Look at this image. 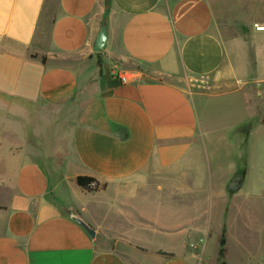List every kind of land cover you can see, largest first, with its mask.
I'll list each match as a JSON object with an SVG mask.
<instances>
[{"label": "crops", "instance_id": "1", "mask_svg": "<svg viewBox=\"0 0 264 264\" xmlns=\"http://www.w3.org/2000/svg\"><path fill=\"white\" fill-rule=\"evenodd\" d=\"M256 25L264 26V0H0V264H210L213 235L218 242L225 230L228 248L235 200L264 216V31ZM104 26L107 45L96 53ZM114 70L140 80L124 84ZM28 127L48 150L13 148L28 141ZM218 139L244 157L228 171L242 176L240 191L200 162ZM255 166L260 195L250 192ZM192 170L209 179L182 180ZM78 176L106 187L86 192L72 185ZM187 195L195 207L205 198L203 217L164 225L161 212ZM153 198L155 211L140 206ZM241 218L247 255L255 233L264 240V221L255 230L251 216ZM154 228L174 245L153 248L134 233ZM109 234L127 236L129 250ZM189 238L205 242L199 252L186 249Z\"/></svg>", "mask_w": 264, "mask_h": 264}, {"label": "rangeland", "instance_id": "2", "mask_svg": "<svg viewBox=\"0 0 264 264\" xmlns=\"http://www.w3.org/2000/svg\"><path fill=\"white\" fill-rule=\"evenodd\" d=\"M41 31L47 32L46 29L41 30ZM45 35H46V33L43 34V36H45ZM0 113H1V111H0ZM0 115H2V114H0ZM3 116H5V115H3ZM50 128L51 127H48L46 123L41 124V127H40L42 134H45V132L50 131ZM27 131H28V133H30L28 141L24 142V141H19V140H13L11 142L14 146L13 148L25 149L27 147H35L36 149L41 150L43 152L49 149V146H47L49 144L48 142L43 141V140L37 141L35 139V137H33V134H32L33 130L30 127L27 128ZM236 131H237L236 127L230 128V132L228 134H229V138H231V140L234 138L233 136L236 135ZM3 142L4 141L2 139V136H0V150L2 149L1 144H3ZM203 143H204V141H203ZM206 144H207V142H206ZM229 144L231 145L232 142L229 141ZM227 146H228V143L225 141V139H224V142H222L220 139H218L217 141H215L213 146L204 147L205 148V149H203L204 150V157L200 161L201 164L205 167V169L207 171H209L210 167H211L213 173H217V171H218L219 178L222 174L221 179H222V181H224V184H229L231 179L236 174L235 172H232V171L228 172V171L230 169H232L233 166L235 167L238 164H242L243 159H244V157L243 158L239 157L238 154L236 157L235 156H229L227 154L228 153L227 150H229V149H227ZM210 148L213 149L216 154L211 155L210 154V151H211ZM4 150L6 151V149H4ZM5 156H6V152H4L3 157L1 158V160H3V162L6 161V158H7ZM255 164L257 165L256 158H255ZM6 166H7V163H5V162L3 164H1L0 165V171L3 170V168H5ZM256 171H257V168L255 166L254 171H253V175L255 176V180H254L253 188L250 189V192H252L253 195L260 193V190L258 188V180H257V172ZM198 176H199L198 172L195 173V170H192V171H189L186 174V176H184V178L182 180H186L187 182L190 183V182H195V181H199V180H208L209 179L207 173H204L202 175V177H198ZM171 180H178V177H176V176L172 177ZM72 185L78 188V186L75 182ZM72 185H70V186H72ZM154 191L156 192L155 189H154ZM170 196H173V193H170ZM239 196H241V193L239 194ZM191 198L192 197H189L187 195L184 198V202L182 204H180L179 206L170 207L169 210L167 208L165 210H163L161 212V214H162V221L161 222H164V225H172L175 222H191V223H193V219L195 216L199 215L200 217H203L202 211L205 210L204 205H205V203H207L204 201L205 198H199L200 203L196 204V207L194 205H192L191 203H189V200ZM244 198L241 196L239 199L234 201V204L235 203L236 204L234 206L232 216H229L227 219V227L230 231V235H229V239H228L229 260L230 261L227 264H264V240H262L260 238L258 232L253 235V237L251 238L250 244L247 243V245L250 247V250L252 252H250L247 255L245 253H243L245 244H244L243 235H242V218H243V217L241 218L242 214L244 213L245 217H247L249 215V216H251V219L252 218L254 219L255 230L257 228H259V224L264 221V216L260 215L257 212V210H253V207H257V206L252 205V204H246L245 202H243ZM154 200H155L154 198H153V201L148 200V201H152V202H149V203L144 202V204H140V206L141 207L144 206L147 211L149 210V212L155 211L156 206L154 204ZM96 212H94V215L97 216ZM210 220L211 221L209 222L210 223L209 225H212L213 227H215L216 230L223 227L221 224V215H215L214 218H211ZM121 224H123L121 227L129 229L130 224L128 222L125 224V222L123 221ZM196 225H197V223H195V227H196ZM198 226L200 227V225H198ZM154 229L148 230V232L147 231H145V232L144 231H134V233H135V235H137L139 241L142 240L144 243L152 246L153 248L158 247V246H159V248H165V247H170V246L174 245L171 240L169 241L168 239H166V237L164 236L165 235L164 233L159 232L157 230L160 228H157V229H155V231H153ZM112 233L113 232H111V234ZM125 233H128V232L123 229V230H120L119 235L125 234ZM108 236H109V239L112 240V242L114 240L120 238L125 243L124 247H123V245H121V247L119 248V250L122 253H125L129 250L128 249L129 239L127 236L116 237V236H111L110 234ZM98 237L101 239H104L105 234L102 233ZM203 243H205V242H203L202 239L196 240V238H189L186 242V249L188 251L190 250L192 252L197 253L200 251ZM129 246H134V245H129ZM218 248H219V244L217 242V238L215 237V235H213V237L210 238V240L208 242L207 252L205 254L206 257L208 258V260H214V261H211L210 264H222L220 259L218 257H216L217 256L216 252L218 251Z\"/></svg>", "mask_w": 264, "mask_h": 264}, {"label": "trees", "instance_id": "3", "mask_svg": "<svg viewBox=\"0 0 264 264\" xmlns=\"http://www.w3.org/2000/svg\"><path fill=\"white\" fill-rule=\"evenodd\" d=\"M109 1L110 0H107V5L109 4ZM32 57L34 58L35 56ZM42 62L43 63L45 62L44 58L42 59ZM76 184L78 187H80L82 190L86 192H96L106 187V184H100L96 178L90 176H78L76 178ZM218 244H219L218 258L220 259L222 264H226L228 248H227V233L225 230L218 238ZM158 253L166 256H171V254L162 251Z\"/></svg>", "mask_w": 264, "mask_h": 264}, {"label": "water", "instance_id": "4", "mask_svg": "<svg viewBox=\"0 0 264 264\" xmlns=\"http://www.w3.org/2000/svg\"><path fill=\"white\" fill-rule=\"evenodd\" d=\"M106 45H107V28L104 26L101 29V32L96 40L94 51L96 53H101L106 48ZM242 184H243L242 176H234L228 185V189L234 192L240 191L242 188ZM71 218L79 225H81L91 238L96 237V230L92 228L90 225H88L79 215L73 214Z\"/></svg>", "mask_w": 264, "mask_h": 264}, {"label": "built area", "instance_id": "5", "mask_svg": "<svg viewBox=\"0 0 264 264\" xmlns=\"http://www.w3.org/2000/svg\"><path fill=\"white\" fill-rule=\"evenodd\" d=\"M256 29L258 31H264V26H258L256 25ZM111 74L114 76V77H118L120 79V81L124 84H129V83H136L140 80V76L136 73H132L130 75L128 74H124V73H121L119 71H111ZM198 87H204L207 82L205 80H202V81H197L196 82Z\"/></svg>", "mask_w": 264, "mask_h": 264}, {"label": "flooded vegetation", "instance_id": "6", "mask_svg": "<svg viewBox=\"0 0 264 264\" xmlns=\"http://www.w3.org/2000/svg\"><path fill=\"white\" fill-rule=\"evenodd\" d=\"M236 176H241L240 174H237Z\"/></svg>", "mask_w": 264, "mask_h": 264}]
</instances>
